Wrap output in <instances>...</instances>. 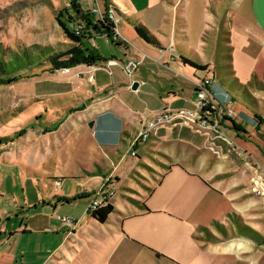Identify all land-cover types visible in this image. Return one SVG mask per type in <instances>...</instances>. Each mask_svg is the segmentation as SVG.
I'll use <instances>...</instances> for the list:
<instances>
[{"label": "crops", "instance_id": "crops-1", "mask_svg": "<svg viewBox=\"0 0 264 264\" xmlns=\"http://www.w3.org/2000/svg\"><path fill=\"white\" fill-rule=\"evenodd\" d=\"M102 1L115 8L119 43L92 30L82 39L79 46L95 48L102 59L92 66L67 69L68 82L77 87L81 110L56 117L48 153L53 166H31L38 181L53 186L52 195L41 196L53 205L52 216L58 207L73 205L66 213L72 224H55L51 216L46 217V227L39 226L52 241L36 263L243 264L252 246L244 237L207 242L195 230L216 223L225 228L231 215L251 227L264 228L260 199L251 183L253 177L264 176V89L255 83L257 79L264 82V0ZM221 15L227 20L232 70L227 74L214 69L216 44L205 38ZM135 24L143 25L159 46L143 40ZM97 38L110 44V55L101 53ZM107 58L119 63L111 72L98 67ZM183 58L206 68L196 69ZM131 59L140 63L128 76L123 66ZM76 72L78 77L73 75ZM202 77L211 78L212 95L221 105L233 108L239 101L245 110L239 108L234 117L222 119H217L218 110L208 112L215 119L210 124L218 121L216 130L203 128L199 121L191 125L173 121L131 147L143 124L159 110H195L194 82ZM220 78H235L243 87L230 89ZM140 80L144 84L132 90V82ZM53 107L56 112L61 110ZM209 146H215L217 154ZM155 155L165 159V170L139 205L114 196L110 201L114 209L105 222L86 212L92 192L106 179L113 177L120 184L140 161ZM67 159L75 165L69 167ZM79 193L85 196L59 200Z\"/></svg>", "mask_w": 264, "mask_h": 264}, {"label": "rangeland", "instance_id": "rangeland-1", "mask_svg": "<svg viewBox=\"0 0 264 264\" xmlns=\"http://www.w3.org/2000/svg\"><path fill=\"white\" fill-rule=\"evenodd\" d=\"M97 1L101 10L109 7V4L102 0ZM83 2H81L82 8L87 10V6L92 0ZM66 7H69L68 0H0V60H8V54L11 51L18 52L19 56L26 52L35 58L37 49H39H36L35 45L48 48L51 53H58L69 45L76 44L75 40L63 30L56 20L57 13L63 12ZM71 14L73 15V13ZM93 15L96 19V15ZM65 17V13H63L62 20L71 33L78 35L83 32L79 26H75L76 23L67 22ZM77 21L81 27L84 26L85 30L84 22L80 19ZM205 38L216 44L214 69H217L218 73L220 71L224 74L229 73V47L226 44L227 20L225 15H221L215 20L214 25L205 34ZM95 43L101 53L110 55L111 49H108L110 44L105 39L97 38ZM107 59L103 60L102 65L98 67H103L108 71L105 66ZM42 62L45 63L31 70L20 72L22 77L0 84V264H37L36 261L41 259L50 247L52 239L49 238L52 237L45 234V230L41 231L39 226L41 229L46 227V217L52 216L53 205H48L41 196L52 195L53 186L50 182L45 181L44 186L42 180L38 181L31 166L34 168H46L49 164L53 166L52 157L49 158L48 153L50 146H53L52 131L57 125L55 119L59 115L60 118H65L69 114L81 110V106L78 105L80 96L77 87L73 82L69 83L66 77L69 68L53 70L48 62L44 60ZM217 66L220 68H216ZM186 69L188 73L191 72L188 67ZM70 72L72 73L74 70ZM73 75L78 77L79 73L76 72ZM90 77L92 78V76ZM255 83L264 89L262 80L257 79ZM86 84L88 83L86 82ZM210 86L212 88V82ZM212 97L213 101L211 102L214 105L210 106L207 112L217 111L218 106L224 110L223 114L218 113L217 119L234 117V111L239 108L245 110L239 101L234 103L233 108H226L214 99L213 95ZM226 103L227 101L224 104ZM54 105L59 106L61 110L54 111ZM226 109L229 110L230 116L225 113ZM204 119L206 122L202 126L203 128L216 130L218 121L210 124L211 120H215L214 117H211V113H207V117ZM218 136L225 140V137L220 134ZM54 138L59 140L56 135ZM134 144L132 143L131 147ZM209 148L217 154L215 146H209ZM131 152L132 150L130 154ZM155 156L149 157L143 162L140 161L137 169H133L128 174V180L117 184V181L110 177L99 188L112 191L109 195L110 201L114 196H117L121 202L133 206L139 205L165 170L162 163L165 159ZM65 161L69 167L75 165V161L71 159ZM261 176L263 177L261 179L258 178L259 175L253 177L251 183L252 191L260 199L261 224L264 227L263 198L257 192V187L264 185V176ZM121 184L127 185L123 188ZM72 206L71 204L58 207L52 216L53 223L63 221L72 224L73 220L66 216ZM236 216H230L225 226L226 229L219 224L223 233L220 232L218 226L211 225L197 227L195 235L207 242H226L231 241L234 237L242 236L247 242L252 243L251 251L244 254L243 264H264V228L260 230L258 227H251ZM35 218L37 220L34 222ZM244 226H247L248 230ZM249 235H252L253 238H250ZM210 236H214L215 239H211Z\"/></svg>", "mask_w": 264, "mask_h": 264}, {"label": "trees", "instance_id": "trees-1", "mask_svg": "<svg viewBox=\"0 0 264 264\" xmlns=\"http://www.w3.org/2000/svg\"><path fill=\"white\" fill-rule=\"evenodd\" d=\"M69 1V7L64 8L63 12H58L56 15V20L59 23V25L63 28V30L72 37L76 44L73 46L67 48L66 50L59 51L58 53H51L48 48H41L39 46H36L37 49L35 58L30 56V54L23 52L21 56H19L18 52H9L8 54V60H0V84L2 83H8L11 81H14L22 75L20 72L25 70H31L34 67L40 66L44 64L42 61L48 62L50 67L53 70H59L62 68H70L74 67L79 64H94L96 61L101 60L102 58L97 54L96 49L93 47L86 48L79 45H82V39L86 37L87 34H89V31L92 30L97 33L105 34L106 37L109 38V40L115 44H118L119 41H115L112 38V32H113V23L112 21H109L106 18L103 19H94V15L89 12L88 10H84L82 8V4L80 0H68ZM114 8V6H113ZM115 9V8H114ZM63 13L66 15V21L76 23L75 26H79L81 29L80 34L75 35V33H71L70 29L65 25L64 21L62 20ZM73 13V15L71 14ZM77 19H80L85 24V30L84 26L81 27V24L77 21ZM134 29L136 33L146 42L159 46V43L157 39L150 34V32L141 24H135ZM4 56V55H3ZM183 62L200 70H204L206 68L203 64L195 63L189 59L183 58ZM229 73H232L231 70V64L229 62ZM219 76H222L219 74ZM220 82L223 85H226L230 89L235 88H242L243 85L237 84L235 78H228L223 79L220 78ZM84 193H79L74 196L70 197H61L59 200L63 201H72L76 198L84 197ZM114 209L113 205L109 202L105 206H101L97 210L91 213V216L95 218L99 222H105L107 219V216L110 212H112ZM216 226L219 227V230L221 233H223V230L221 229V226L216 223ZM245 229L248 230L247 226H244ZM242 235V234H241ZM211 239H215L214 236H210ZM250 238H253L252 235H249Z\"/></svg>", "mask_w": 264, "mask_h": 264}, {"label": "built area", "instance_id": "built-area-1", "mask_svg": "<svg viewBox=\"0 0 264 264\" xmlns=\"http://www.w3.org/2000/svg\"><path fill=\"white\" fill-rule=\"evenodd\" d=\"M83 2L84 0H80ZM105 7V6H104ZM87 10L91 12L92 14L96 15L97 19H103L106 18L109 21H112L113 25L115 24L116 20V14L115 9L112 7V5H109V7L104 8V10H101L98 6L97 0H92L89 6H87ZM78 32V31H77ZM118 31L113 26V32H112V38L114 40H118ZM140 61H136L134 59H131L126 62L123 66L124 72L130 76L132 72L136 69ZM119 64L118 61L115 58H109L105 62V66H107L108 71L111 72V68L114 65ZM211 80L209 77H202L197 79L194 82V93H195V99H194V105L196 107L195 110L193 109H183L178 110L175 112H170L167 108L161 109L153 119L147 121L145 124H143L140 132L138 135L133 139V144L136 143L138 140L144 141L147 140L149 137V134L153 132L156 128L160 126H164L170 122L176 121L177 124H183V125H191L196 123V121H200L199 125L204 126L206 122L207 117V109L213 107V97L211 92ZM144 84V81L140 80L138 81V86ZM132 85V84H131ZM218 113L223 114L224 110L223 108L218 106ZM225 113L230 116L229 110L226 109ZM132 155L135 154V151L132 150ZM56 183V182H55ZM264 184V183H263ZM258 194L262 195V205H264V185L257 187ZM112 193L111 190H103V188H99L98 190L92 192L90 201L86 207L87 213H92L101 206H105L107 203L110 202L109 195ZM260 195V196H261ZM264 209V208H263Z\"/></svg>", "mask_w": 264, "mask_h": 264}, {"label": "water", "instance_id": "water-1", "mask_svg": "<svg viewBox=\"0 0 264 264\" xmlns=\"http://www.w3.org/2000/svg\"><path fill=\"white\" fill-rule=\"evenodd\" d=\"M137 86H138V81H133V82H132V85H131V89H132V90H133V89H136ZM92 124H93V122L90 121V122L88 123V126H89V127H92Z\"/></svg>", "mask_w": 264, "mask_h": 264}]
</instances>
